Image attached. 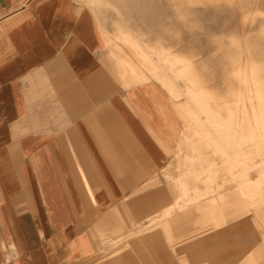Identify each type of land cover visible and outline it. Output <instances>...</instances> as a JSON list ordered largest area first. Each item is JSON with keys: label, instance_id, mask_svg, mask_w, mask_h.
<instances>
[{"label": "crops", "instance_id": "obj_1", "mask_svg": "<svg viewBox=\"0 0 264 264\" xmlns=\"http://www.w3.org/2000/svg\"><path fill=\"white\" fill-rule=\"evenodd\" d=\"M228 1L235 9V0ZM161 16L151 23L163 33ZM257 32L261 37L247 38L249 70L264 69V24ZM120 38L140 55L165 50L162 81L154 82L145 71L139 79H124L129 71L123 67L137 64L134 50L115 45L116 62L107 50L105 25L79 0H0V264L101 260L107 238L121 235L123 226L128 231L133 219L136 224L155 219L156 195L165 192L145 184L165 166L175 143L185 152L176 179L219 178L230 163L237 178L214 187L216 194L222 199L223 190L235 187L233 199L253 204L264 225V168L259 167L264 158L255 160L257 177L255 170L244 176L243 169L232 168L249 157L251 134H262L264 126L250 120L253 110L264 114V106L236 104L235 96L244 91L232 84L225 91L210 88L191 60L171 52L162 38L147 40L146 48L126 31ZM171 61L181 64L171 68ZM173 71L185 74L183 91ZM183 94L185 104L172 100ZM236 115H242L239 121ZM194 190V201L184 208L203 204L197 195L206 192L205 185L194 184ZM247 211L243 205L237 215ZM167 228L173 236L172 224ZM154 236L129 241L145 243ZM227 236L209 234L204 248ZM137 248L107 264H138L137 257L148 255L137 254Z\"/></svg>", "mask_w": 264, "mask_h": 264}, {"label": "rangeland", "instance_id": "obj_2", "mask_svg": "<svg viewBox=\"0 0 264 264\" xmlns=\"http://www.w3.org/2000/svg\"><path fill=\"white\" fill-rule=\"evenodd\" d=\"M79 1L89 7L99 21L105 25L109 54L115 45L118 48L120 45L128 53L134 50L137 64L132 65L133 67H123L129 71L124 75V79H139L141 75L139 73L145 71L149 73L154 82L157 81L154 79L162 81L160 74L164 73L165 66H168V57L165 55V50L156 49L147 50L148 54L140 55L128 39L124 42L120 38L121 30L126 31V34L136 36L145 48L147 40L153 42L162 38L171 52L191 60L195 68L203 73L210 88L225 91L226 87L232 84L235 90L244 91L246 96V98L242 97L243 94L240 93L238 94L240 97L235 96L236 104H251L252 107L264 106V69L254 67L249 70L250 53L247 48L248 37H261L257 30L264 24V0H235V9L231 6L233 3L228 0ZM160 14L162 15L161 20L165 23L163 33L160 32L159 27L151 23L153 18L158 21ZM119 50L122 51L120 48ZM111 57L117 62L112 53ZM262 59L256 57L258 61ZM172 63L171 68H176L180 62ZM239 67L243 71L236 74L235 71ZM172 73L178 78L177 83L183 91L187 83L185 74L178 76L175 71ZM124 79L122 78L126 85ZM160 85L163 87L162 83ZM186 99L183 94L172 100L185 104ZM253 112L254 115H251L250 121L256 126L263 127L264 119L260 118L264 114L258 113L257 110ZM240 116L242 115H236L237 118L234 120L239 121ZM178 120L180 130H182L183 120L180 117ZM254 132L257 133V131ZM256 133L251 134L247 139L249 157L232 164L233 169H243L244 176L258 167L255 165L257 158H264V144H261L264 143V130L261 135L257 136ZM184 153L178 151V145L175 143L165 166L145 184L148 188L165 192L156 195L155 201L157 202L152 215L155 219L151 222L150 219L148 222L139 220L137 224L133 219L128 231L123 226L121 235L109 237L113 239L107 238V241L103 243L100 255L102 259L95 264H107L110 259L121 252L127 249L135 250L137 247V254L148 255L142 257L138 255V264H184L185 260L189 264H221L223 261H228V264H240L241 260L249 258L250 255L257 259L246 264H263L264 225L260 219L255 218L254 205L236 202L237 200L233 199L237 195L233 191L235 187L223 190L222 199L218 197L219 194H216V189L222 187L230 179L237 178L229 167L230 163L228 167L222 168L223 175L219 178L176 179L184 162ZM259 167L264 168V163ZM165 168H170L172 173L170 176L167 175ZM257 174L258 171L255 170L253 176L257 177ZM227 175L230 178H226ZM244 176L241 177L244 178ZM201 183L205 185L206 192L198 193L197 199L204 197L203 204L200 207L195 204L184 208L187 203L195 199L192 196L195 192L194 184ZM250 188L258 190L257 187L250 186ZM243 205L249 211L245 216L239 217L237 214ZM168 223L173 226V236H170L168 232ZM242 223H245L244 228L240 230L239 225ZM146 234L155 236L153 240L145 243L140 240L134 243L129 241L130 238L136 240ZM209 234H227L228 236L226 241L211 243L212 248L209 246L205 249L203 239ZM157 235L163 237L164 240L157 241ZM134 245L137 247L135 248Z\"/></svg>", "mask_w": 264, "mask_h": 264}, {"label": "bare ground", "instance_id": "obj_3", "mask_svg": "<svg viewBox=\"0 0 264 264\" xmlns=\"http://www.w3.org/2000/svg\"><path fill=\"white\" fill-rule=\"evenodd\" d=\"M164 46V45H163ZM165 47V46H164ZM244 95V94H243ZM254 95V94H253ZM263 98V97H262ZM251 105V104H250ZM246 107V106H245ZM254 115V114H253ZM225 138H227L226 136H225ZM229 138V137H228ZM238 138V137H237ZM262 138V137H261ZM228 140V139H227ZM192 184V183H191ZM180 185V184H179ZM196 189V188H195Z\"/></svg>", "mask_w": 264, "mask_h": 264}]
</instances>
